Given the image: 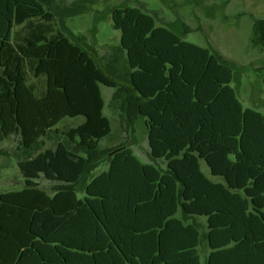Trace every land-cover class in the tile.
Returning a JSON list of instances; mask_svg holds the SVG:
<instances>
[{
	"label": "trees",
	"instance_id": "16d2710c",
	"mask_svg": "<svg viewBox=\"0 0 264 264\" xmlns=\"http://www.w3.org/2000/svg\"><path fill=\"white\" fill-rule=\"evenodd\" d=\"M42 1L0 0V143L16 138L24 181L0 193V264H200L201 246L206 264H264V111L244 106L233 68L126 5L110 12L122 82ZM100 85L129 135L142 118L164 168L142 163L131 138L100 149L112 131ZM51 131L60 139L39 151Z\"/></svg>",
	"mask_w": 264,
	"mask_h": 264
},
{
	"label": "rangeland",
	"instance_id": "374dc122",
	"mask_svg": "<svg viewBox=\"0 0 264 264\" xmlns=\"http://www.w3.org/2000/svg\"><path fill=\"white\" fill-rule=\"evenodd\" d=\"M44 8L55 14L56 26L67 37L87 44L97 61L110 69L122 82L128 79L123 51L119 48V31L112 27L110 12L116 7L133 6L149 13L156 25L170 27L183 39L210 47L221 61L234 70L237 95L244 106L264 111V8H253L250 0H43ZM227 4V5H226ZM70 32V33H69ZM70 35H68V34ZM72 33V34H71ZM105 102L104 114L111 122V133L99 142L101 150L132 140L134 155L145 164L164 168V161L149 154L146 128L142 118L134 116L133 131H129L118 108L112 102L114 89L100 85ZM82 117L64 118L56 126L59 131L81 123ZM59 134L51 131L39 141L40 149L54 146ZM14 136L0 143V193L19 190L24 181L17 166L22 159ZM71 149L74 147L71 146ZM107 168L102 163L86 174V181ZM209 175L208 167L202 163ZM40 187L50 194L59 184L38 179ZM79 198L83 192L77 193ZM207 248H199L200 264H206Z\"/></svg>",
	"mask_w": 264,
	"mask_h": 264
},
{
	"label": "crops",
	"instance_id": "0c3cea01",
	"mask_svg": "<svg viewBox=\"0 0 264 264\" xmlns=\"http://www.w3.org/2000/svg\"><path fill=\"white\" fill-rule=\"evenodd\" d=\"M230 2V0H227V2H224V3H229ZM250 2H252V4H254L253 6V8H264V0H250ZM226 4V5H227ZM258 20H262L261 18H258ZM114 89V88H113ZM114 91H115V89H114ZM114 91H113V93H114ZM117 108V107H116ZM119 110V109H118ZM119 112L121 113V111L119 110ZM121 115H122V113H121ZM122 117H123V115H122ZM141 118V117H140ZM123 119H124V117H123Z\"/></svg>",
	"mask_w": 264,
	"mask_h": 264
}]
</instances>
